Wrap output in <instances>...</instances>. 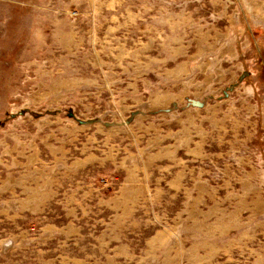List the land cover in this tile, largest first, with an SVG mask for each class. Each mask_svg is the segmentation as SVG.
<instances>
[{
    "label": "rangeland",
    "instance_id": "rangeland-1",
    "mask_svg": "<svg viewBox=\"0 0 264 264\" xmlns=\"http://www.w3.org/2000/svg\"><path fill=\"white\" fill-rule=\"evenodd\" d=\"M0 264H264V0H0Z\"/></svg>",
    "mask_w": 264,
    "mask_h": 264
},
{
    "label": "water",
    "instance_id": "water-1",
    "mask_svg": "<svg viewBox=\"0 0 264 264\" xmlns=\"http://www.w3.org/2000/svg\"><path fill=\"white\" fill-rule=\"evenodd\" d=\"M191 104L196 105V106H199L201 104V102L198 101V100H192L191 101Z\"/></svg>",
    "mask_w": 264,
    "mask_h": 264
}]
</instances>
